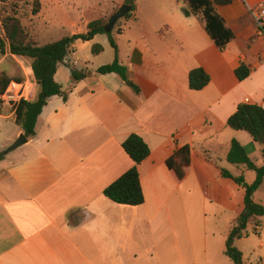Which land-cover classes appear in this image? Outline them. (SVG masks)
I'll return each mask as SVG.
<instances>
[{"label": "crops", "instance_id": "0c3cea01", "mask_svg": "<svg viewBox=\"0 0 264 264\" xmlns=\"http://www.w3.org/2000/svg\"><path fill=\"white\" fill-rule=\"evenodd\" d=\"M124 2L113 5V13ZM256 7L264 8V0L214 4L235 34L224 51L199 17L182 13L175 14L165 30L141 29L127 36L132 51L120 62L128 68L129 80L140 88L139 94L117 74H97L101 66L86 70L90 77L72 83L71 69L84 71L76 68V62L80 63L77 48L83 42L74 44L69 68L60 73L59 67L55 76L68 100L52 97L38 118L36 135L0 161V264H120L129 256L136 257L138 240L144 236L150 245L145 252L158 253L157 230L165 225L166 233L174 236L175 218L180 219L178 225L191 227L190 215L204 214L206 225L210 206L230 215L223 238L226 244L245 209V189L224 178L222 170L234 177L239 175L230 166L241 173L248 170L227 160L232 141L247 143L242 131L230 129L227 122L240 104L264 108V39L258 36L250 14ZM107 15L108 11L102 12L96 20ZM131 20H139L136 12L124 20L127 25L120 34H127ZM242 64L251 73L239 81L235 71ZM197 68H203L211 79L202 91L189 87V74ZM133 134L143 138L151 151L138 166L145 197L139 207L116 204L104 195L134 166L123 148ZM21 135L24 132L16 124L14 109L0 104V152ZM255 144L262 162L249 156L263 166L264 147ZM184 146L191 149V162L180 180L167 161ZM206 154L220 162L215 164ZM262 188L264 183L255 194L256 202ZM262 221L264 226V217ZM262 227L256 233L250 224L248 233L256 234V241L250 235L236 240L235 246L242 252L238 245L250 240V249L263 253ZM204 246L200 260L212 264L207 241ZM176 249L178 242L168 243L167 254L173 256ZM243 259L246 264L244 254ZM175 261L184 264L181 257Z\"/></svg>", "mask_w": 264, "mask_h": 264}, {"label": "trees", "instance_id": "16d2710c", "mask_svg": "<svg viewBox=\"0 0 264 264\" xmlns=\"http://www.w3.org/2000/svg\"><path fill=\"white\" fill-rule=\"evenodd\" d=\"M185 2L188 7L183 8L184 15L186 17H199L216 46L224 51L229 43L235 39V34L227 28L223 18L215 11L214 4L224 6L231 4L232 0H185ZM124 4L131 7V12L124 18L127 20L136 10V0H125ZM119 9L117 8L113 14L118 12ZM41 11L42 4L40 0H33L32 15L37 16ZM110 18L90 22L85 33L68 36L59 41L40 46L18 18L14 16L6 17L4 30L7 41L0 36V51L2 54H6V48L8 47L13 56L31 59L33 77L37 83L35 99L33 101H20L15 108L16 124L23 130L26 137L36 135L35 128L38 118L52 97L61 96L65 102L68 100V94L56 82L55 76L59 67L67 63L69 54L77 41L90 42L97 35H109L111 46L115 51L114 61L111 64L99 67L96 72L100 75L117 74L124 82L130 81L128 68L121 64L118 46L111 36L113 31L107 33L105 30ZM103 52L104 48L101 45L97 44L92 48L93 55H101ZM250 73V69L245 64H242L235 71L239 81L246 80ZM90 76V72L71 69L72 83H78ZM14 80L21 81L5 74L0 75V95L4 94L9 84ZM210 80L209 74L203 68H197L189 74V87L192 91H202L209 85ZM130 83L135 93L139 94L141 92L140 88L133 82L130 81ZM227 125L234 131L246 132L253 138L254 142L264 147L263 107L248 103L240 104L237 111L229 118ZM123 148L134 162V166L107 187L104 195L116 204L139 207L144 204L145 197L138 166L150 157L151 151L143 138L136 134L126 139ZM262 154L264 157V149ZM6 155L7 152H0V161L4 160ZM190 157V147L184 146L178 149L167 161V167L182 180L185 176V169L190 165ZM227 160L232 165L245 166L248 170L256 173V180L253 184L248 185L243 176L234 177L229 171L222 170L224 178L232 179L245 189V209L235 220L226 242V256L232 260L233 264H244L243 253L235 246V242L249 236L248 226L250 224L254 225L256 233L263 226L264 206L255 201V194L264 183V165L258 166L255 164L246 148L237 140L232 141Z\"/></svg>", "mask_w": 264, "mask_h": 264}, {"label": "rangeland", "instance_id": "374dc122", "mask_svg": "<svg viewBox=\"0 0 264 264\" xmlns=\"http://www.w3.org/2000/svg\"><path fill=\"white\" fill-rule=\"evenodd\" d=\"M182 1L181 3L180 0H136L135 12L139 20L130 21L126 29L127 34L124 36L119 32L123 25L125 28V25H127L126 21L129 19L123 18L115 25L111 35L118 46L119 59L121 57L124 60L127 59L126 56L132 51V44L129 43L130 39L127 36L135 34L141 29L149 31L165 30L168 24L173 22L172 18L175 14H184L183 8L188 7V4L185 0ZM40 2L42 4V11L39 15L33 16V0H0V36L6 40L4 20L8 16H14L21 21L35 41L40 46H44L68 36L85 33L87 31V21L96 20L99 14L105 11H108L107 19H109L113 14L112 6L120 4V0H40ZM124 20L126 21L124 22ZM140 24H143V28H141L142 26L140 27ZM98 40L86 46H83V43L86 42L79 44L77 51L80 63L76 62L77 69L84 71L92 70L98 66H105L113 62L115 51L111 46L109 35L103 34ZM97 44L104 48V53L95 57L92 53V48ZM68 60L65 65L60 66V73L64 69L69 68ZM69 63L71 64V61ZM1 74H5L13 79H19L21 80L20 82H36L32 72V60L25 57L13 56L9 52L8 47L6 48V54H2L0 51ZM60 79H62V76H60ZM64 86L67 87L66 84ZM241 135L247 137V143L244 141L243 146L246 148L248 154L255 162L261 163L262 159L255 148L256 144L252 137L246 132H242ZM12 145L1 152H8ZM206 156L208 160L215 164L220 162V159L214 157V155L206 154ZM231 167L234 172L233 174L237 173L239 177L244 175L243 177L248 185L254 182L252 180L256 175L252 171L245 170L241 173L235 170L234 166H230V169ZM256 200L264 204V188L258 193ZM206 217L207 223L204 225V214H201L199 218L194 214L190 215L191 227L178 225L180 219L175 218L174 236L166 233L165 225L160 226L157 230V237L159 239L158 253L155 251L150 254L145 252L150 245L146 242L148 237L144 236L143 240H138L140 248L137 250L136 257L132 258V256H129L120 264H180L179 261H175L179 257L182 258L184 264H195L196 260H198V264H205V258L200 260V257L204 254L203 252H205V241H207L208 258L212 260V264H233L232 260L226 256V244H224L223 239L229 228V213L221 212L220 209L217 210L214 206H210ZM249 236L252 240L256 241V234L251 232ZM219 240H221V244H219ZM173 242H178L179 249H176L174 255L171 256L167 254V245L169 243V246H171ZM136 243V247H138L139 244L137 241ZM238 247L241 248L244 254L246 264H264V252L262 253L260 250L255 249L256 253L253 248L250 249V240H247V242L244 240ZM156 254L160 256L158 257ZM261 260H263L262 263Z\"/></svg>", "mask_w": 264, "mask_h": 264}, {"label": "built area", "instance_id": "2783aa9c", "mask_svg": "<svg viewBox=\"0 0 264 264\" xmlns=\"http://www.w3.org/2000/svg\"><path fill=\"white\" fill-rule=\"evenodd\" d=\"M254 18L257 34L264 39V8L256 7L250 9ZM36 96V82L12 81L3 95H0V104L7 105L11 109L16 108L20 101H33Z\"/></svg>", "mask_w": 264, "mask_h": 264}, {"label": "water", "instance_id": "95a60500", "mask_svg": "<svg viewBox=\"0 0 264 264\" xmlns=\"http://www.w3.org/2000/svg\"><path fill=\"white\" fill-rule=\"evenodd\" d=\"M131 12V7L128 5H122L120 7V9L118 10V12H116L115 14H113L105 28L107 33H110L113 31L115 25L122 20L123 18H125V16L127 14H129ZM128 85H130V82H126ZM28 142V139L25 135H21L20 138L12 145V147L10 148L9 151L18 149L19 147L23 146L24 144H26Z\"/></svg>", "mask_w": 264, "mask_h": 264}]
</instances>
